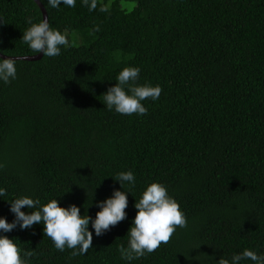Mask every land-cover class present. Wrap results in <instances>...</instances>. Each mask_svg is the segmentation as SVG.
<instances>
[{"label":"trees","instance_id":"obj_1","mask_svg":"<svg viewBox=\"0 0 264 264\" xmlns=\"http://www.w3.org/2000/svg\"><path fill=\"white\" fill-rule=\"evenodd\" d=\"M110 3L101 12L81 0L59 9L44 0L70 46L57 57L17 60V78L0 81V216L11 222L6 200L27 195L94 217L96 202L120 189L112 177L131 170L127 218L93 233L79 256L57 250L43 224L4 235L35 253L30 264H217L245 248L264 254V0ZM30 19H42L34 0H0L1 54H37L22 43ZM80 33L90 41L73 45ZM127 66L141 68L138 83L162 88L157 101H144L145 115L103 103ZM151 182L166 186L188 224L129 262L118 246H127L135 200Z\"/></svg>","mask_w":264,"mask_h":264},{"label":"clouds","instance_id":"obj_2","mask_svg":"<svg viewBox=\"0 0 264 264\" xmlns=\"http://www.w3.org/2000/svg\"><path fill=\"white\" fill-rule=\"evenodd\" d=\"M40 2L43 3L44 0ZM76 2L77 0H46L52 9H59L61 5L74 8ZM81 3L88 7L89 11L96 10L99 5V11L109 12L111 7L110 0L108 3H104V0H81ZM28 23L30 26L23 33L22 43L27 45L32 53H42L43 57H57L63 47L70 46L67 34L53 28L47 17L37 23L30 19ZM23 59H28V56ZM17 60L16 57L0 58V81L7 84L17 78ZM140 72L139 66L121 69L115 78L116 83L108 87L103 95V103L109 111L114 110L128 116L145 115L148 109L144 101L151 99L155 102L159 99L161 86L138 83ZM2 167L0 164V168ZM112 178L119 182L120 189L123 190L114 189L110 196L97 201L99 210L94 217L89 216L87 212L82 215L80 207L75 204L63 207L56 198L49 199L44 204H41L39 199L27 195L6 200L14 219L9 222L0 216V264H30V258L35 253L21 249L4 233L11 232L17 226L22 230L29 229L34 224H43L44 235L52 240L57 250L63 252L66 248L72 249V256L86 254L93 247V233L101 236L127 218L125 211L128 207L127 193L132 194V189L136 185L135 175L128 170L118 172ZM6 195V189L0 187V197ZM22 207L31 211H22ZM134 207L137 211L127 231V246L124 244L118 246L123 260L131 262L151 254L161 244H167L177 228L187 227L185 213L162 183L147 184L139 200H135ZM90 223L92 231L89 230ZM245 260H250L253 264H264V254L245 248L231 257L221 256L217 264H241Z\"/></svg>","mask_w":264,"mask_h":264},{"label":"water","instance_id":"obj_3","mask_svg":"<svg viewBox=\"0 0 264 264\" xmlns=\"http://www.w3.org/2000/svg\"><path fill=\"white\" fill-rule=\"evenodd\" d=\"M34 2L38 5V7L40 8L41 10V13H42V18H45L47 16V12L44 8V6L42 5V3L39 1V0H34ZM43 56L42 53H37L35 55H31V56H28V59H23V57H26V56H22V57H16L18 58V60H29V61H33V60H39L41 57ZM0 57L2 58H7L8 56H4L3 54L0 53Z\"/></svg>","mask_w":264,"mask_h":264},{"label":"rangeland","instance_id":"obj_4","mask_svg":"<svg viewBox=\"0 0 264 264\" xmlns=\"http://www.w3.org/2000/svg\"><path fill=\"white\" fill-rule=\"evenodd\" d=\"M125 5H130V3H125ZM69 41H70V38L68 37ZM91 39V35H89V33L87 34H83V33H80V34H76V35H73L72 38H71V43L73 45H80V44H87Z\"/></svg>","mask_w":264,"mask_h":264}]
</instances>
